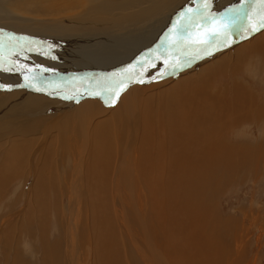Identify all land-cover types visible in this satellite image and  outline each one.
<instances>
[{
    "label": "bare ground",
    "instance_id": "obj_1",
    "mask_svg": "<svg viewBox=\"0 0 264 264\" xmlns=\"http://www.w3.org/2000/svg\"><path fill=\"white\" fill-rule=\"evenodd\" d=\"M210 1L205 10L219 14L212 13L215 19L205 20L204 28L198 31L195 44L199 46L195 52L176 59L172 52H153L156 48H148L152 44L143 45L144 42L138 41L139 37L129 32L124 33V38L114 37L110 29L131 25L136 16H150L162 11L169 13L163 18L167 26V21L173 17L171 14L178 16L183 12L173 5L179 4L180 0H102L97 6L98 11L90 17L95 22L69 20L63 26L55 27L58 35L49 38L48 42L62 45L40 44L44 48L41 54L49 52V46L51 55L47 57L56 56L53 50L62 49L64 59L73 60L70 64L48 60L45 55L14 57L11 44L4 40L10 35L0 29V34L3 33L0 43L5 44L0 46V61L8 59V65L4 63V67L19 66L16 71H0V84L12 86L11 90L0 89V193L5 189V183L23 175L25 180L21 188L27 192L31 190L27 209L21 215L27 225L34 227L39 238H45L46 234L50 235L49 223L46 226L48 218H57L56 222L62 223L60 232L66 245L62 239L59 244L55 241L49 251L47 241L41 244L43 240L39 239L43 264H61L63 249L70 255L72 264H80L78 252L93 249L92 231L102 237L100 242L96 240L97 248L93 245L92 251L95 258L101 257L102 264H131L133 260L138 264H204L199 256L206 251L205 246L210 243L212 247L213 244L207 237L203 238L207 224L213 219H210V207L206 209L208 198L220 194L222 178L229 180L227 169L236 171L239 168L236 174L241 173V177L250 164L256 167L252 162L254 158L264 157V108L260 105L261 109L256 112L251 106L254 95L259 96L261 92L241 77L244 74L247 78L257 77L259 71L264 70L263 61L262 66L257 65V58L264 56V32L239 49L235 46L264 26V20H261L262 25L255 31L240 29L248 14L255 18L264 12V0H253L259 6L255 11V7L245 5L247 0ZM144 2H149V6L137 14L129 13L125 17V14L119 16V12L115 16L111 13L112 10L137 8ZM68 5L74 7L75 3ZM87 5V1L81 2V8L88 10ZM234 7L241 11L250 8L251 13L234 17L235 23L229 27L228 20L221 16ZM0 13L6 17L10 14L7 11ZM64 18L71 19L70 15ZM226 27L229 31L224 45L221 41L225 39L222 33ZM74 30L81 35L72 39L60 36L62 31L66 34ZM31 32L16 35L44 41L38 33ZM213 33H221V36L216 41L202 43ZM106 40L111 44L97 43ZM178 42L175 45L180 44ZM113 44L116 49L109 51ZM87 45L95 47L97 54H101L98 57L103 59L94 60L108 63L106 66L114 72L105 76L107 73H100L96 67L80 64L79 59L85 58L78 53L84 52ZM132 53L135 56L152 55V60L135 68L133 65L125 67L135 57ZM26 60L32 64H27ZM156 61H159L157 65ZM198 61L207 62L195 69ZM39 68L44 69L33 72L36 78L30 81L31 87L21 80L25 74L32 77L28 69ZM77 69L78 72H72ZM83 70L91 73L81 78L78 73ZM67 71L69 75L64 74ZM224 73H228L225 74L227 78L232 75L229 77L232 85L223 84L231 94L230 101L223 96L222 83L210 81ZM139 74H142L143 83L136 82L141 78ZM162 77L169 79L159 81ZM225 79L226 83L228 79ZM227 106L232 108L233 115ZM230 115L233 126L241 127L235 132L231 127H236H230L232 138L225 125L226 116ZM41 119H46L48 124L39 125ZM97 120L101 122L96 123ZM56 127L57 136L43 149L48 157L47 167L42 171L37 164L35 166L33 158ZM250 127L256 130V136L246 133ZM34 134L40 135L30 141L26 139ZM18 140L24 142L17 143ZM26 146L29 150L24 154ZM24 155H27L26 161ZM30 156H33L31 162ZM9 161L11 166H7ZM5 169L8 172H3ZM58 197L65 198L67 204ZM53 198L59 206L49 204ZM18 227V236L22 238V225ZM239 228L244 229L243 226ZM25 234L31 240L33 233L27 231ZM124 239L133 248L130 252L124 249ZM194 243L197 246L202 243L197 251H191ZM105 248L110 252L104 251ZM225 250H222L223 255L233 257L232 262H235L237 257L227 252V248Z\"/></svg>",
    "mask_w": 264,
    "mask_h": 264
},
{
    "label": "rangeland",
    "instance_id": "obj_2",
    "mask_svg": "<svg viewBox=\"0 0 264 264\" xmlns=\"http://www.w3.org/2000/svg\"><path fill=\"white\" fill-rule=\"evenodd\" d=\"M84 1H87L88 5L85 7H89L88 10H86L85 8H81V2H84ZM101 1L102 0H0V11H7L10 13L9 17H6L0 13V29L5 30L6 35H10V37H7V38L4 37V40H5V43L11 44L10 49L12 50V54L14 57L24 56L25 54L26 55L32 54V56H38V55L41 56L42 55L41 53L44 51V48L41 45H46V43L62 45V44H56L54 42H48L49 38H51L52 36L56 37V35H58L56 33L58 31L54 29L55 27L63 26V23L69 20H75V21L85 20L86 22H90V23L95 22L90 17L95 15V13L98 11L97 6L99 5V2ZM113 1H116V0H113ZM180 1L181 2L179 4L174 3L173 5H175L174 8L179 7L183 12L178 16H174L173 14H171L173 17L167 21L168 22L167 26L164 25L165 21L163 18H165L166 14H169V13L167 11H162L159 14L150 15V16H146V15L142 17L136 16L135 22H133V24L129 26H126L124 24L122 26H115L113 29H110L111 35L114 37H118V38H124L125 35L128 34L129 32L132 36L134 35L137 38L139 37L140 39L138 41L144 42L143 45L148 46L152 44L151 46H148V48L149 47L156 48L153 52H156L158 54H160V50L168 52V53L172 52L174 53L173 57L175 59L178 57H185L187 53L192 54L193 52H195V49L199 46L195 44L196 36L199 35L197 33L198 31L204 28V23H205V20L200 19V13L207 12L206 14L214 13L215 15L219 13H216L214 11L208 12L203 7H201L204 4H207L209 6L211 4L210 0H180ZM68 3H75V6L69 7ZM182 3H185L184 6L180 5ZM245 5H250L251 6L250 8L255 7L253 11H255L257 7H259L257 4H254L253 0H247ZM148 6H149V2H144L143 4L140 3L137 6V8L129 7L127 9L125 8L120 9L119 11L112 10L111 13L113 14V16H115V14L119 12L121 13V15L119 16H122L123 14H125V17H126L129 15V13L137 14L138 11L145 9ZM250 8L244 9L242 11L240 10L238 17H240L243 13H251V11H249ZM224 9L225 7L222 8V10ZM259 10H262V9L259 8ZM68 15H70L71 19L64 18V17H67ZM72 15H75V17ZM249 17L250 15L248 14L247 18L246 19L244 18L245 20L242 21L241 23L242 28L240 29H244V31H246V30L256 29L257 27L261 26L262 24H260L259 22L261 20H264L263 19L264 12L263 13L261 12V14L256 16L255 18H252V16L250 18ZM248 18L249 20L247 21ZM135 30H137V32H135L136 34L134 33ZM27 31H29L30 33H32L31 31H35L36 33H38L37 35L43 38L44 41L37 40L40 38L32 39V38H28L25 36L22 37V36L16 35L20 33L26 34ZM49 31H55L54 35H53V32L51 33ZM142 32H145V34L141 36L140 34ZM263 32H264V26L261 27V29H259L256 33L251 35L249 38L247 37L241 40L239 43L235 44V46L239 49L245 46L246 44H248L251 40L258 39L260 37V33H263ZM79 35L81 34L75 33V30L72 32L66 33V34L63 31L60 32V36H69V38L71 39L72 37L79 36ZM104 37L105 36H102L101 38H104ZM2 38H3V33L0 34V40ZM64 38H67V37H64ZM108 41L109 40L100 41L97 43H106V45L108 46L109 44H111V42H108ZM176 41H179L180 44L175 45ZM2 45L5 46V44L0 43V46ZM113 45L115 46V48L114 46H112L109 48V51H114L116 49L117 46L115 44ZM88 46H90V48ZM160 47H164V48H160ZM83 49L86 52L84 51L82 53H78V54L83 55L85 58V60L79 59L80 64L96 67L97 69H99L100 73H107L105 76H108L109 73L114 72L111 67L106 66L108 63L106 64L100 61H95V60H103L98 57L101 54L100 53L97 54V50H95V47L93 48L92 45H87V47H84ZM182 49H184L185 52H183ZM53 51H54L53 54H55L57 57H63V58L52 59L50 56L47 57L46 55H45V58L48 60H53V61H57L61 63L63 62L64 64L65 63L70 64L73 62L72 59H66V60L64 59L66 57L63 53L65 52L64 50L55 49ZM122 53L125 54L126 51H123ZM133 56L135 55L133 54ZM263 57L264 56L262 55L260 58H257L258 66H262L264 64ZM151 58H152V55H149V54H145V56L136 55L132 60L130 59L131 62H127L125 67L133 65L135 68V66L137 65H146L147 62L149 64V62L152 60ZM111 59L115 60L114 56H112ZM7 61H4V63L5 64L8 63ZM261 61H263V64ZM158 62L159 61H156L154 63H156L157 65ZM206 62L207 61L205 62L198 61V63H195L196 64L195 69L199 67L200 65L205 64ZM26 63L32 64L31 62L27 60H26ZM195 64L193 63L191 65L194 66ZM74 67L76 66L74 65ZM117 67L118 66H116V68ZM120 67L122 66H119L118 68ZM43 69L44 68H39L37 70L34 69L30 73V75H34L33 72H38ZM74 71L76 73L78 72V69L73 70L72 72ZM263 71L264 70H260L258 75L255 74L257 75V77L251 75L252 78L250 76L249 78H247V77H244L245 76L244 73H243L244 76H241L244 79H246L245 81H247L250 84V86L253 87V89L255 88L259 90V92H261L259 96L254 95L253 99L255 100V102L253 100L254 103L252 102L251 104L252 109H254L256 112H258V110L261 109V106L264 108V104H263L264 102L261 103L262 99L264 100ZM88 73L90 74L91 72L83 70V71H80L78 75L80 74L79 76L83 78L89 75ZM19 74L20 76L22 75L20 72ZM64 74L69 75V72L67 71ZM225 74H228V73H224L220 75L218 78H213V79L211 78L210 81H214L215 83H218L219 81L220 83H222L220 84V87L224 89L222 90L223 96L226 101H230L231 94L227 92V89L225 90L224 88L225 86L223 84H227V86L232 85L231 83L232 79L229 78L232 75L231 74L227 75L228 76L227 78ZM189 75L191 74L189 73ZM254 77L256 78V81L254 80ZM167 78L165 77L159 78V81L165 80ZM29 79L30 81L32 80L30 77ZM224 79L225 80L228 79L226 83ZM21 80H24L25 82L24 77L21 78ZM175 83H177V81L172 82L171 85H174ZM257 84L260 87L257 86ZM225 104L227 105L228 103H225ZM230 106H233V105H230ZM230 106H227V107L231 110V113H232V108H230ZM232 115L226 116V119H225L226 128L227 129L229 128L228 136H230V138H232L231 137L232 134L231 132H229L230 127L234 125V121H232ZM97 122H101V121L97 120L96 123ZM46 123H47L46 119L39 120V125L41 126L48 124ZM59 124H62V123L60 122ZM233 128L234 129H232L231 127V130H234L233 132L241 129L240 126L239 127L233 126ZM250 128L251 129H248V130L246 129V133L249 136H252V134L253 136H256V130L253 129V127H250ZM56 130H57V127L55 131L51 130L53 131V133L47 137L46 144L44 143V146L43 144L41 145V148L36 153V156H34L35 159L33 158V162H35V166L37 164V166L41 168L42 171L44 170V168L47 167L46 159L48 157V155L45 154V151L43 149L45 146L50 145L54 141V138L58 134V131ZM36 135L38 136L40 134H36ZM36 135L34 134V136L27 137L26 139L30 141ZM22 142L24 141L23 140L17 141V143H22ZM24 149H25L24 150V154H25L26 150H29V146H26ZM1 152H0V159L2 157ZM20 156H22V154ZM24 157L26 161L27 155H24ZM32 157L33 156H30V162H31ZM252 162L256 163V167L254 168L252 164H250L249 168L247 169V172H245L241 177H240L241 175L240 171H239L240 173L239 176L236 174V171H238L239 168L236 171L234 168L227 169L226 176L229 177V180L225 181V179L222 178L223 182L220 186L221 188L219 191L220 194L217 193L215 197L212 196V198H208L209 203H212V202L214 203L211 205L208 203V206L206 208L208 209L210 207V214L212 215L210 219L212 218L213 219L210 220V223L208 222L209 224H207V226L210 225L211 228L206 226V230L203 234V238L205 239L207 237V241L209 242L212 241L213 244L211 242L212 247L210 243H209V246H205L206 251H203L204 253H202L199 256V260H201V262L204 264H264V168L263 170H261L262 167H264L263 165L264 157L254 158ZM11 163H16V162H11ZM7 166H11L10 161L8 162ZM3 172H8V170L5 169ZM255 172H257V174H255ZM254 174L256 176L260 175L261 177L256 178ZM58 177L60 178L59 174H58ZM16 179H18L17 183H16ZM24 180H25L24 176L22 175L21 178L17 177L13 181H11V183L10 182L5 183V189L2 190L0 193L1 194V197H0L1 198L0 199V264H43L42 263L43 257H41L43 251L40 250L41 247H40L39 239L43 240L41 244L47 241L46 249L49 251H50V245L54 244L53 242L57 241V243L59 244L61 239L62 241H64L62 238V236L64 235H61V232H60L62 223L61 222L57 223L56 222L57 218L55 219L48 218V220L46 221V226L49 223L48 231L50 235L46 234L45 238L43 237L39 238L38 233L35 232L34 230V227L33 226L29 227L27 223L25 222L26 219L21 217V215L27 209V201H28L27 197L31 194L30 192L31 190L27 192V189L25 190L21 188L22 186L21 184L24 182ZM26 186H27V183H26ZM55 189H56V186H55ZM20 190L22 191L20 192ZM85 194L87 195V198H88L87 191H85ZM58 198H59L58 200L62 199L64 201L63 204L64 203L67 204V201L65 198H62V197H58ZM211 199H212V202H211ZM49 204H53L54 207L56 205L59 206V203L55 198H53ZM87 205H88V200H87ZM23 224L25 228L23 227ZM19 225H22V235L24 234L22 238L18 236L19 235L18 233ZM240 226H243L244 229L242 230V228H239ZM116 230L119 231V228L117 227ZM27 231H29L30 233H33L31 240L29 239L28 234H25V232ZM8 233H11V234L9 235ZM90 237H91V242H92L91 247H93V249L91 250L87 249L86 251L78 252L77 256L80 260V264H93V263L102 264L100 260L101 257L96 256L98 258L97 259L92 254V251H94V246L97 248V242H100L102 237L100 236V234L95 233L93 231L92 233H90ZM66 240H67V237H66ZM220 240L221 242L218 244L217 241H220ZM222 240H225V241H222ZM238 240L240 241V243H242V245L238 242ZM124 241H125L124 249L130 252L131 249L133 248H131V246L128 244L129 242L127 239H124ZM119 242L122 243L121 239L119 240ZM27 243H30L29 246L28 245L26 246ZM201 244L199 243V245ZM199 245L197 246L196 243H194V248H191V251H194V249H196L195 251H197V247H199ZM32 247H33V250H32ZM118 248L120 249V247ZM211 248H214L217 251L216 250L214 251V249L211 250ZM226 248H227V252H230L231 254H233V256L237 257V259H235V262H232L234 260L233 257L226 258L223 255L224 253L223 251ZM229 248H231L232 250ZM198 250L200 249L198 248ZM17 251H19L20 253H18ZM62 251H64V253L59 262L61 264H72L70 260L71 259L70 255L66 253V249L65 250L63 249ZM104 251H109V249L105 248ZM161 251H164V250H161ZM162 256L165 260H167V257L164 254H162ZM130 262L131 264H138V262H134V260Z\"/></svg>",
    "mask_w": 264,
    "mask_h": 264
},
{
    "label": "snow or ice",
    "instance_id": "obj_3",
    "mask_svg": "<svg viewBox=\"0 0 264 264\" xmlns=\"http://www.w3.org/2000/svg\"><path fill=\"white\" fill-rule=\"evenodd\" d=\"M201 7H203L204 9H207L208 8V5L207 4H204L202 5ZM240 13V9L239 8H229L227 9V12L226 14H223L221 16V19H227L228 20V23H229V27L235 23V20H234V17L238 16ZM200 19L201 20H206V21H212L215 19L214 15L212 14H206V13H200ZM253 31H255L256 29H252ZM228 31H229V28L226 27L224 30H223V33L222 35L225 37L224 40L221 41L222 44L226 45L227 44V40H226V37H227V34H228ZM221 36V33H213L210 37H209V40L208 41H203L202 43H205L207 44L209 41H216L219 39V37ZM50 49H51V46H49V52H46V53H43L44 55H51V52H50ZM210 54V53H209ZM52 59H55V56H52L51 57ZM4 62L3 61H0V71H8V72H11V71H16V70H19V66H9V67H4ZM45 71H49V69H45ZM27 72H32V69H28ZM166 73H162L161 75H165ZM140 75V79H137L136 82H139V83H143V79H142V74H139ZM35 75H32L31 79H35ZM25 83L31 87V82H30V79H29V75L25 74ZM153 79H156V77H153ZM24 85H20V87H23ZM120 85L118 84L117 87H119ZM11 87L12 86H6V85H3V84H0V89H3V90H11ZM37 91H40L41 89H36ZM66 98H70V97H66Z\"/></svg>",
    "mask_w": 264,
    "mask_h": 264
},
{
    "label": "water",
    "instance_id": "obj_4",
    "mask_svg": "<svg viewBox=\"0 0 264 264\" xmlns=\"http://www.w3.org/2000/svg\"><path fill=\"white\" fill-rule=\"evenodd\" d=\"M123 75H121V76H118L117 78H121ZM116 79V78H115Z\"/></svg>",
    "mask_w": 264,
    "mask_h": 264
}]
</instances>
